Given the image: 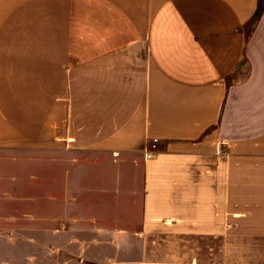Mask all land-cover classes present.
I'll return each mask as SVG.
<instances>
[{"label": "crops", "instance_id": "crops-1", "mask_svg": "<svg viewBox=\"0 0 264 264\" xmlns=\"http://www.w3.org/2000/svg\"><path fill=\"white\" fill-rule=\"evenodd\" d=\"M74 150L95 154L89 195L131 197L82 225L219 237L264 264V0H0V264H126L100 236L74 252Z\"/></svg>", "mask_w": 264, "mask_h": 264}, {"label": "rangeland", "instance_id": "rangeland-1", "mask_svg": "<svg viewBox=\"0 0 264 264\" xmlns=\"http://www.w3.org/2000/svg\"><path fill=\"white\" fill-rule=\"evenodd\" d=\"M74 168L77 170L74 172V195H73V232H74V252H80L81 243L78 241L83 237H93L100 236L105 242L100 244H92L94 254L101 256H111L116 261H132L135 254L140 250L139 247H144L149 256V262L146 264H167L170 262L188 264L192 261V255H199L201 263H208L211 260L217 261L218 263L226 264H257V259H244L241 258L242 255L247 253V250L242 249L241 243H233L226 245L221 242L219 237H214L213 242H209L208 237H202L198 242L193 237L174 234V233H161L156 235H149L147 238L150 239L148 242L141 244H132L127 231H121L119 228L115 227H91L82 225L83 220H88L90 218H100L101 220L108 222L110 219L115 217H128L129 212L126 211V207L130 204L131 197L129 195H122L120 204H114L111 196H99V195H89L90 190L88 187L92 185L93 181L87 185V176L81 180V166L83 161H90L94 159L93 153L86 151L74 150ZM77 158V159H76ZM10 163H5V165L18 167L15 170H9V176H15L11 178L16 182V175H28L27 168L23 169L25 163L17 162L14 163L12 160H7ZM86 170V168H85ZM96 182V179H94ZM86 183V184H82ZM42 198V197H41ZM101 200V202H99ZM113 207H117V210H113ZM124 208V210H123ZM129 230V228H122ZM114 232V233H113ZM123 234L122 243H111L107 240H111L114 236L115 239H119V234ZM88 244H85L87 246ZM210 247L213 248L210 251ZM246 248V246H245ZM256 254V250L254 253ZM74 259H79L77 255L74 254ZM91 262L90 260H86ZM146 261V260H145Z\"/></svg>", "mask_w": 264, "mask_h": 264}, {"label": "built area", "instance_id": "built-area-1", "mask_svg": "<svg viewBox=\"0 0 264 264\" xmlns=\"http://www.w3.org/2000/svg\"><path fill=\"white\" fill-rule=\"evenodd\" d=\"M160 140L154 138L148 145L144 147V153L146 158H152L158 150Z\"/></svg>", "mask_w": 264, "mask_h": 264}]
</instances>
